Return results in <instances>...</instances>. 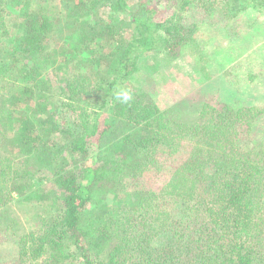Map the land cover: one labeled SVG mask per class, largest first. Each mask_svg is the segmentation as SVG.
Segmentation results:
<instances>
[{
	"label": "trees",
	"instance_id": "1",
	"mask_svg": "<svg viewBox=\"0 0 264 264\" xmlns=\"http://www.w3.org/2000/svg\"><path fill=\"white\" fill-rule=\"evenodd\" d=\"M29 1L13 59L0 58L3 83L12 82L13 64L29 79L10 103L0 81V209L18 194L48 214L24 237L21 260L47 251L60 264H264V146L240 143L260 111L204 103L197 120L179 122V104L161 108L130 87L142 67L155 72L194 47L195 26L182 17L195 0H67V13L56 15L46 0ZM252 5L264 0H226L225 9ZM102 6L108 17L93 18ZM9 9L0 0V46ZM53 41L72 56L57 86L42 72L56 63ZM118 86L132 90L130 104L114 100ZM185 140L192 152L159 192L129 187L127 178L158 167L159 151ZM30 144L28 163L22 146ZM25 164L29 173L19 169Z\"/></svg>",
	"mask_w": 264,
	"mask_h": 264
},
{
	"label": "rangeland",
	"instance_id": "2",
	"mask_svg": "<svg viewBox=\"0 0 264 264\" xmlns=\"http://www.w3.org/2000/svg\"><path fill=\"white\" fill-rule=\"evenodd\" d=\"M127 1L129 4L133 2ZM29 2L10 0V9L6 15V28L9 33L4 39V44L0 46V58L6 57L7 63L13 59L15 47L19 44L23 31L22 19L24 20L31 6ZM45 3L48 9L53 11V15L67 13V0H46ZM225 7L226 0H210L207 3L192 1L189 12L187 15L183 13L185 16L182 18L184 25L195 26L194 47L180 51L177 57L162 59L163 65L155 72H150L151 68L148 70L142 67L131 78L130 87L150 95L161 108L179 104L175 112L179 122L197 120L204 103L222 108L226 103L233 107L254 106L260 111L259 120L252 125L250 136L241 138L240 143L243 148L253 146L254 142L264 146V7L258 9L252 5L243 12H232L231 15L226 13L228 9ZM108 12L107 8L99 7L93 13V18H107ZM173 12L172 10L171 14ZM121 17L122 14H117V20ZM73 29L76 30L73 27L66 28L65 36L72 34ZM83 34L84 32H80L79 38H83ZM52 43L49 54L56 63L46 66L42 72H46L45 78L49 79V85L57 86L61 80L68 77L73 68L66 59V56L71 55L65 54L64 48L57 46L59 39L57 43ZM10 73L12 82L4 80L3 83L0 79L6 88L4 91L8 95L6 98L9 103L13 91L29 80L21 77L22 70L17 64H13ZM44 86L48 88L47 84ZM9 110L8 104L4 111ZM32 116H39V113ZM248 128L240 125L236 127V131L241 130L244 135ZM17 143L19 144L18 140ZM180 146L173 151L166 147L159 151L158 167L152 166L136 178H127L129 187L154 189L159 192L175 168L192 152L190 141H182ZM22 147L23 159L29 163L35 152L33 144ZM19 169L29 173L31 164L20 166ZM35 180L37 182V179ZM51 187L52 184H48V188ZM106 195L108 200L113 198L110 193ZM18 196L15 194L0 209V264H60L55 263L57 259L47 251H42L44 254L40 260H21L24 237L36 230L41 225L42 218H48V214L43 211V204L40 207L31 205L23 196Z\"/></svg>",
	"mask_w": 264,
	"mask_h": 264
},
{
	"label": "clouds",
	"instance_id": "3",
	"mask_svg": "<svg viewBox=\"0 0 264 264\" xmlns=\"http://www.w3.org/2000/svg\"><path fill=\"white\" fill-rule=\"evenodd\" d=\"M113 98L120 104H130L134 99V94L131 89L118 86L113 92Z\"/></svg>",
	"mask_w": 264,
	"mask_h": 264
}]
</instances>
